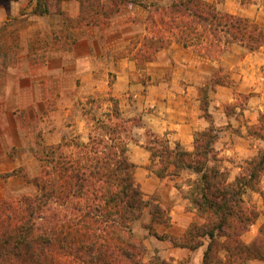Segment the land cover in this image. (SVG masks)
Returning a JSON list of instances; mask_svg holds the SVG:
<instances>
[{
  "label": "rangeland",
  "instance_id": "374dc122",
  "mask_svg": "<svg viewBox=\"0 0 264 264\" xmlns=\"http://www.w3.org/2000/svg\"><path fill=\"white\" fill-rule=\"evenodd\" d=\"M121 1V13L111 16L106 26L78 27L81 4L69 0L75 3L78 16L65 11L62 2L52 7L50 18L33 21L28 16L0 29V202L35 194L36 188L29 182L41 171L40 147L56 146L74 138L87 142L94 116L102 118L114 110L112 99L118 101L124 119L135 120L127 134L128 149L130 144L139 145V130L145 125L142 115L131 118L130 115L144 105V112L150 113L167 101L164 98L167 92L152 90L161 79L168 80L175 94L190 93L208 123L202 110L203 99L214 125V116L220 121L228 120L223 127L215 125L218 136L214 148L230 181L235 180V168L244 166L250 159L243 161L237 154L223 155V148L231 144L237 153L253 148L258 151L256 157L264 151V141L249 134L251 129L264 126V48L252 52L240 44H231L224 54L212 58L195 48L173 43L152 61L139 62L134 57L137 47L132 42L149 34L146 25L149 10L129 3L133 0ZM137 1L148 6H167L173 0ZM203 1L213 4L221 13L248 18L264 28V0ZM102 2L109 5V0ZM28 8L25 6L23 13H29ZM122 75L125 80L120 98L115 96L114 86ZM148 132L153 133L149 129L144 131V148ZM132 154L142 156L136 146ZM128 157L132 162L129 151ZM150 165L151 154L146 169L149 175L157 177ZM13 172L17 176L8 177ZM137 173L136 167L135 179L148 206L133 224V231L147 247L144 262L198 264L208 239H203L204 248L192 251L162 238H180L188 230L183 232L187 224L203 223L189 199L191 182L198 175L185 171L178 177L164 179L167 184L160 195L151 192L153 187L149 184L143 189L141 180L145 179ZM244 200L260 215L242 237L250 244L259 236L264 223V201L252 191H247ZM156 204L168 213L170 225L152 226L151 212ZM248 264H264V261L253 260Z\"/></svg>",
  "mask_w": 264,
  "mask_h": 264
},
{
  "label": "trees",
  "instance_id": "16d2710c",
  "mask_svg": "<svg viewBox=\"0 0 264 264\" xmlns=\"http://www.w3.org/2000/svg\"><path fill=\"white\" fill-rule=\"evenodd\" d=\"M64 1L69 0H39L34 13L48 15ZM78 1V27L106 26L111 16L121 13L123 4L121 0H109V5L102 0ZM129 3L149 10V34L132 42L139 62L152 61L173 43L212 58L224 54L231 44L252 52L264 48L262 26L221 13L203 0H173L167 6ZM112 101L114 110L92 119L87 142L74 138L40 147L41 171L29 182L35 194L0 202V264H146L147 247L133 231L148 206L135 179L137 166L128 157L127 134L135 120L124 119L118 101ZM202 110L210 127L196 135L191 152L173 147L166 136L147 133L150 170L159 179L175 178L185 171L198 175L191 182L189 199L203 223H192L180 238H162L192 251L208 239L203 264L264 261V223L252 243L242 239L260 216L246 205L244 195L259 193L264 201V151L247 160L230 182L214 148L218 130L206 99ZM249 134L264 141V126ZM12 176L17 173L8 175ZM151 215L153 227L170 225L171 218L160 205L153 206Z\"/></svg>",
  "mask_w": 264,
  "mask_h": 264
},
{
  "label": "crops",
  "instance_id": "0c3cea01",
  "mask_svg": "<svg viewBox=\"0 0 264 264\" xmlns=\"http://www.w3.org/2000/svg\"><path fill=\"white\" fill-rule=\"evenodd\" d=\"M27 5L29 7V10L27 12L29 13L25 14V12L23 13V8H25V6ZM37 5L38 0H0V29L7 26L10 22L17 21L18 19H24L28 16L30 20L33 21H41L50 18V15H36L34 11ZM63 8L65 11H72L73 15L75 16L79 15V12L76 10V5L73 2H63ZM182 65L186 67V64L183 63ZM120 79L121 81H117L114 86V94L115 96L121 98L122 92L120 91V88L125 78L123 76L119 78V80ZM170 85L171 84L168 82V80L161 79L160 84L153 87L152 90H157L162 94L164 92H167V95L164 96V98H167V101L163 102V104L158 105V109L150 113L144 112L146 108V105H144L143 107H141L140 110H135L130 115V118L142 115V120L145 125V128L139 130L141 132L139 133L138 138L139 145H129V155L132 158V162L138 168L137 176L144 177L145 179L141 180L142 188L145 189L146 185L149 184L153 187V190L151 192L157 191L160 195H163V190L165 189L164 186L167 184V181L164 179H159L154 175H149L148 170L146 169L150 162V154L143 147L145 140L144 131L146 129H149L157 135H166L168 136L173 147L179 145L183 150L191 152L195 148V134L198 132L205 131L210 127V123H208L204 118H202L201 111L196 102V99L194 97H190V93L186 94V92H184L183 95L175 94L173 92V88H170ZM214 120L215 125L217 127H223L225 126V124H228L227 119L225 121L221 119L220 121L216 116H214ZM134 146L141 150V157L133 156L132 153ZM223 149V155L229 154L230 156L231 154H237V156L241 157V160L243 161L256 157L258 153V151L253 148H247L246 150L237 153V149L235 150V148H233L231 144H229V146H226V148ZM241 170L242 167L240 166H237V168H235V180L238 177V172ZM144 181H146L147 184ZM262 189L264 190V188ZM194 212L196 213L195 209ZM190 224L191 223L185 226L183 232H185L189 228ZM202 248H204V246ZM206 248L207 247L205 246L204 251L202 252V254H200L198 264H203L204 253L206 251Z\"/></svg>",
  "mask_w": 264,
  "mask_h": 264
}]
</instances>
